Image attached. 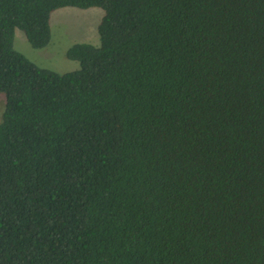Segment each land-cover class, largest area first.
I'll return each instance as SVG.
<instances>
[{"label": "trees", "instance_id": "trees-1", "mask_svg": "<svg viewBox=\"0 0 264 264\" xmlns=\"http://www.w3.org/2000/svg\"><path fill=\"white\" fill-rule=\"evenodd\" d=\"M0 92V264H264V0H0Z\"/></svg>", "mask_w": 264, "mask_h": 264}, {"label": "rangeland", "instance_id": "rangeland-1", "mask_svg": "<svg viewBox=\"0 0 264 264\" xmlns=\"http://www.w3.org/2000/svg\"><path fill=\"white\" fill-rule=\"evenodd\" d=\"M103 14L98 7L80 9L62 7L50 14V41L42 48H33L23 31L14 30L13 48L39 67L58 73L78 69L76 60L66 56V50L77 42L99 44L97 25ZM4 109V94L0 92V120Z\"/></svg>", "mask_w": 264, "mask_h": 264}]
</instances>
